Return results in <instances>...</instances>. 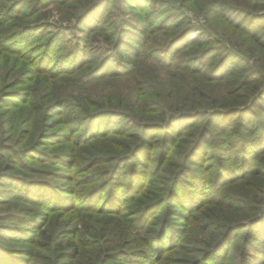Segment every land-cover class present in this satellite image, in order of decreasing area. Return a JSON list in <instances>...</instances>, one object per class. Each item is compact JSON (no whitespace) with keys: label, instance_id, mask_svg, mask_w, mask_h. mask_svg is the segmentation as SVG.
I'll list each match as a JSON object with an SVG mask.
<instances>
[{"label":"trees","instance_id":"16d2710c","mask_svg":"<svg viewBox=\"0 0 264 264\" xmlns=\"http://www.w3.org/2000/svg\"><path fill=\"white\" fill-rule=\"evenodd\" d=\"M101 1L92 0L82 12L72 15L82 34L76 40L67 36L69 28L60 26L49 31L51 23L38 20L23 31L18 29L0 37V48L31 62L34 70L80 86L99 83L107 91L86 97L66 90L59 93L56 101L63 104L60 111L68 116L73 131L85 126L81 134L83 139L108 136L121 139L119 147L111 148L112 154L95 155L91 164L88 163L92 167L108 162L111 169L102 176L100 185L86 190L85 196L94 198L97 190L103 189L102 193L106 190L103 197L111 201L104 205H97L93 201L96 199L89 205L76 201L62 204L63 199L53 191L47 193L49 183L27 181L17 176L18 181L15 178L7 180L11 187H16L14 195H24L29 185L26 199L41 208H52L53 201H58L65 211L79 213L77 223L80 227L76 233L88 232L92 241L71 242V251L60 240V233L57 240L52 232V249L58 264H73L75 258L77 264H156L161 258L168 262L167 250L177 249L173 246L175 233L181 228L180 223L171 220L172 216L180 215L176 206L189 208L192 212L188 219H196L195 212L211 204L215 210L224 206L230 212H243L239 215L243 218L231 222L229 217L226 219L210 211L204 213V217H208L207 227L195 238L200 245L192 253L199 256L196 261L187 259L185 264H222L218 254L225 241H232L244 230L247 236L240 264H264L262 250L254 245L255 240L264 242V171L259 175L260 169L255 170L259 158H264V0H206L201 13L211 21L213 35L196 37L192 36L200 27L197 29L191 18L179 11L172 19V15H167L171 7L167 1H160L162 7L155 14H145L142 27L110 16L107 7L101 12L98 8ZM147 2L154 5L157 1ZM28 4L26 0L19 10L24 11ZM135 4L131 3L130 7H140L139 11L147 12L143 3ZM7 10L14 12L12 6ZM24 38H33V43L26 44ZM60 56L63 59L53 67V58ZM250 60L253 63H249ZM64 74L71 77L66 78ZM5 90L0 82V106L15 103L22 106L26 101L36 106V98H30L26 89L18 90L16 94L20 95L11 102L5 101ZM258 108L260 110L256 111ZM105 119H112L111 127L110 124L102 126ZM1 120L0 126L4 128L6 123L3 125L5 121ZM217 128L220 131H215ZM242 128L245 131H241ZM217 134L223 144L212 152L217 162L213 171L217 170L220 180L216 179L210 186L212 195L209 196L206 187L210 183H204V175L191 172L189 163L197 154L210 150L209 139ZM33 138L31 134L30 139ZM31 151L23 154L17 153L15 146L1 147L0 166L7 165L9 158L3 157L5 155H32ZM176 152L177 158L160 165H165L164 169L155 173L151 167L154 155H164L163 160L170 161ZM141 158H144L140 162L144 170L142 177L138 172L143 170L137 168L127 182L115 180L122 173L123 162L138 163ZM179 158L180 165L175 166L173 162H178ZM224 159H230L234 166L224 167ZM253 159L258 161L256 165ZM229 168L231 170L226 171ZM5 171L0 175V184H5L2 178L11 176L7 167ZM149 172L159 174L160 179H151ZM99 174L88 182L97 180L102 172ZM258 176L259 183L246 193L234 195L224 190L228 183L243 185L249 178L254 180ZM192 223L186 222L185 227L190 228ZM23 225L29 229L35 227L39 235L45 233V217L42 223L27 219ZM151 225L157 227L150 228ZM141 230L149 237L139 242L137 234ZM150 233L155 235L150 237ZM5 236L8 234L0 232V237ZM117 241L124 246L112 248ZM91 242L95 244V252L88 258V253L80 246L89 248ZM9 258L0 249V264H20ZM54 258L46 264H57Z\"/></svg>","mask_w":264,"mask_h":264},{"label":"rangeland","instance_id":"374dc122","mask_svg":"<svg viewBox=\"0 0 264 264\" xmlns=\"http://www.w3.org/2000/svg\"><path fill=\"white\" fill-rule=\"evenodd\" d=\"M90 1L92 0H47L49 3H44L43 0H28V7H26L24 11H20L18 7L26 3V0L16 2L15 0H0V37H5L8 33L12 34L18 29H22L19 31H23L27 29L29 25L35 23V21L42 20L43 22L49 21V23H51L52 26L49 31L56 30V28H59L60 26L69 28L70 30L67 36L72 38V40H76L77 36L82 34L80 33L81 30L79 31V29H77L75 20H72L74 17L72 15L82 12L84 7ZM155 1L157 2L152 5L151 3L149 4L147 0H102L99 3L98 8L103 12L106 9L105 7H107L110 16H115L116 19H127L129 23L142 27L144 26L145 14H155L161 9V2L167 1V3H170L171 5L170 10L168 9L167 15H172V19L175 17L174 13L179 11L178 13L188 15V17L191 18L192 24H194L197 29L200 27V30H197L192 37L198 35H213L211 30L213 25L211 21L208 22L201 13L203 3L206 2V0ZM131 3H136L135 5H142L143 3V6L147 7V12L139 11L140 7H137L136 9L131 8ZM15 4L17 6H15ZM9 6L14 8V12H8L9 9L7 10V8ZM29 8H33V10L31 9L29 13H26L29 11ZM2 15H6L7 17H2ZM25 43L30 45L33 43V38L26 39ZM58 52L62 53L60 50H58ZM81 56L83 57L84 54L82 53ZM60 59H63V57L60 56L53 58V67L58 65ZM249 63H253L252 60H250ZM34 68L35 67L31 62L21 60L17 54L0 48V82L6 89L5 96L7 98L5 101H13L17 95H20L16 94L20 89H24V91L26 89L30 98L33 96L34 99L36 98V102H34L36 106L28 105L27 101L24 102L25 104L22 106H19L20 103L0 106V123L2 121L1 119H4L5 121L3 122V125L6 123L5 127L3 126L4 128L0 126V148L15 146L17 147V153L24 154L28 153L29 150H32L31 152L33 153L32 155L27 154L19 156L5 155L3 157L9 158L7 165H4L3 168L0 166V175L5 171L6 167L9 169L7 173L11 175L4 178L5 180L1 177V181L3 183L5 182V184H0V232L2 234L7 233L8 236L0 237V249L11 257L9 258L11 261L20 264H46L51 261L52 257L54 258L55 256L50 238L52 232L56 234V239L59 240L60 238L61 241L66 243L67 248L71 251L73 250L69 245L71 242H79L81 239L87 241L92 240H90L91 234L88 232L77 235L76 232L80 225L77 223L79 213L77 214L75 210L65 211L62 208V205L58 204V201H53L52 205L54 206L52 208H41L39 205L26 199V196L30 193V191H27L29 185L25 187L24 195H14L16 187H11L7 180L15 178V180L18 181L17 177H20L27 181H44L49 183L47 185L49 187L47 193L53 191L58 197L63 199L62 204H66L65 202L71 201L72 203L76 201L81 204L85 203L86 205H89L90 203H93L91 201L92 199H96L93 201H95L97 205H104L111 201L108 200L107 197H103L106 195L104 194L106 190L103 193L101 192L103 189L100 190V192L97 190L95 193L97 196L94 198L86 197L85 195L87 193L86 190H89L92 185L96 187L103 182L102 176L110 168L111 164H109V166L107 162L106 164H96L89 167L88 163L93 161L94 158L92 157L95 155L100 157L101 155L108 156L110 153L112 154L113 151L111 148L119 147V144L121 143V139L115 136L98 139H95L97 137L83 139L81 134L85 126L79 130L77 129L76 131H73L67 120L68 116L66 117L60 111L63 104L58 102V100L56 101L59 93L66 92V90L70 91L73 95L78 94L79 96L86 97H91V95L99 94L101 92L106 94L107 91L102 85L99 83L95 86L75 85L62 78H56L54 75H47L41 70H34ZM62 76L66 78L71 77L69 74H64ZM21 80L23 82L18 84ZM68 106L70 105L68 104ZM259 110V108L256 109V111ZM103 122V127L109 124V127H111L113 123L112 119L111 121L105 119ZM86 127L88 128V126ZM215 131L220 130L217 128ZM241 131H245V128H242ZM31 134L34 135L33 139H30ZM219 138L220 134L210 138L208 143V148L210 150L197 154L194 157V160L191 159V162L189 163V170L191 172L197 171L201 175H204V177L202 176L204 178V183L207 181L210 183V185L208 184L209 186L206 187L209 196L212 195V191H209L210 186L214 184L216 179H219L217 176V170L213 171V167L214 165L216 166L217 162L213 158L216 154L212 153L215 151L216 146L223 144ZM247 146L249 147L250 145L247 144ZM209 153L211 154L209 155ZM174 155L175 156L170 161L168 158L166 161L163 160L164 155H154L155 158L151 167L155 170V173H159L158 171L160 169H164L165 165L162 167H160V165H163L166 162L170 163L177 158L178 153L176 152ZM20 156L22 157L20 158ZM182 157L183 155L181 158ZM181 158L178 159V162H173V164L175 166L180 165ZM143 160L144 158H141L138 163L135 161H130L129 163L123 162L121 166L122 173H119V178L117 177L115 180L122 179V181L127 182L133 173L138 171L137 168L143 170L140 163ZM74 161L76 162V165H74ZM231 162L230 159H224V167L225 165L226 167H233L234 163ZM257 163L258 161L253 159V164L256 165ZM258 169H260V173H257L262 175L261 171H264V158H259V163L255 170ZM230 170L231 168L226 171ZM101 172L102 175L99 176L97 180H93L94 182H88L89 178H92ZM142 173H144V170L138 172V175L142 177ZM162 173L165 174L163 171ZM148 174L151 179L152 177L153 179H160L159 174H153V172H149ZM141 177L138 178L141 179ZM259 179L261 180L260 176L254 178V180L249 178L248 182H245V184L236 186L228 183V186L226 185L224 190L230 194L233 193L234 195H240L243 192L246 193L248 190H251L254 184L259 183ZM115 182H113V184H115ZM262 185L264 187V184ZM217 189L215 190L216 192ZM253 189L257 188L253 187ZM82 198H84V200H81ZM176 209L178 212L177 214L180 215L172 216L171 220L173 219V222L175 221L181 225V228L175 233L176 241L173 244L177 249L174 251L171 249L167 250V255L165 257L169 258L168 262H163L161 258L156 264H185L187 263V259H189L188 261H196L199 254L192 253L198 249L197 245H200L196 244L197 240L195 238H198L200 234L203 233L202 228L207 227V224L205 223L207 222L208 217H204V213H208L209 211L211 213L214 212L220 216L223 215L226 219L229 217L231 222L243 218L242 216H239L242 215L243 212L235 213L233 210L230 212L225 209L224 206L215 210L212 204L195 212L194 217L198 219L197 221L193 217L188 219V216L192 212L189 208L177 205ZM210 216L212 215L210 214ZM44 217L46 221L45 230H43L45 232L43 233L44 235H39V232L34 230L35 227L29 229L27 225H23L27 219L28 221L42 223ZM125 218H127L126 215L124 216V220ZM188 221H192L193 223L190 224V228L187 229L185 226ZM222 221L223 223H227L224 220ZM123 224L126 223L124 222ZM149 227L154 228L157 226L151 225ZM185 228L187 231L186 233H183ZM154 235L155 234L150 233V237H153ZM246 236L247 231L244 230L232 241L226 240L222 251L218 254V261H221L222 264H240L242 258L240 253L245 246ZM137 237L139 242H142L149 237V234L145 230H141V232L137 234ZM93 245L95 246L94 242H91L89 248L87 246H80V249L88 253V258L95 252L93 250ZM254 245L259 246L260 250H262L261 254L264 255V242H262V240H255ZM123 246L122 242L120 243L117 241L112 248H120ZM54 261L57 264L59 263L57 258H54ZM77 262L78 259L75 258L73 264H77ZM119 264H123V262H119Z\"/></svg>","mask_w":264,"mask_h":264}]
</instances>
